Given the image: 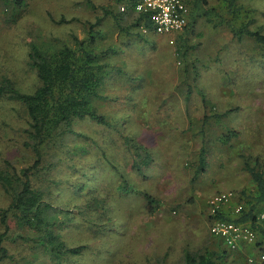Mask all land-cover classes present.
Here are the masks:
<instances>
[{"label": "rangeland", "instance_id": "1", "mask_svg": "<svg viewBox=\"0 0 264 264\" xmlns=\"http://www.w3.org/2000/svg\"><path fill=\"white\" fill-rule=\"evenodd\" d=\"M92 1L94 8L84 0H0V75L7 73L23 90L38 84L28 44L46 47L69 43L73 34L88 37L90 23L96 24L94 50L115 49L104 60L125 71L107 78L93 102L113 126L79 119L76 134L64 139L78 153L66 154L52 172L71 198L69 203L64 194L56 195L62 205L68 203L53 216L65 223L59 232L69 247H86L61 264H183L186 250L214 251L218 264H264L258 230L212 217L218 195H228L219 209L237 213L255 193L245 157L264 171V49L205 19L186 42L175 34L146 33L129 18L122 22L128 32L121 31L104 8H113L111 0ZM207 1L221 7V0ZM239 1L255 9L253 27H264V0ZM0 106V151L21 166L30 164L17 142L22 116L5 102ZM231 109L204 127L205 115ZM231 129L239 135L225 144L222 138ZM132 140L152 155L142 173L132 166L135 149L127 143ZM203 144L207 166L195 179ZM124 178L153 195L159 207L151 212L142 194L121 191ZM7 203L0 187V207ZM217 222L247 227L253 238L237 239L233 247L230 236L213 233ZM10 225L5 244L11 258L0 264H57L41 246L18 237L27 231L14 221Z\"/></svg>", "mask_w": 264, "mask_h": 264}, {"label": "trees", "instance_id": "2", "mask_svg": "<svg viewBox=\"0 0 264 264\" xmlns=\"http://www.w3.org/2000/svg\"><path fill=\"white\" fill-rule=\"evenodd\" d=\"M93 8L92 0H84ZM190 9L187 27L176 33L178 41L186 42L195 31L201 19L216 22V26H225L233 38L241 41L251 39L264 49V27H253L256 23L255 9L248 8L239 0H221V7L209 5L207 0H184ZM113 8H105L106 14L111 15L121 31L128 32V27L122 22L129 18L131 25L147 32L155 33L149 15L135 10L136 0H111ZM122 6L126 10L122 11ZM103 8V9H104ZM247 17V21L245 18ZM101 21L99 19L98 23ZM90 23L89 36L79 38L73 34L69 43L42 47L35 42L28 44V64L36 71L38 84L30 91L23 90L7 73L0 75V104H9L10 111L22 116L23 131L20 132L19 146L23 149L26 159L30 160L21 166L9 153L0 151V187L8 199L5 207H0V262L11 258L10 249L5 240L10 232V221H14L17 229L27 231L26 236L19 234V238L31 242L35 248L40 246L49 256L61 264L71 255L80 253L85 246L69 247L59 232L64 226L62 220L57 221L55 213H63L60 200L56 195L64 194L61 179L52 172L65 160V155L72 153L67 149L64 139L68 135L76 134L75 123L80 119L89 118L99 125L113 126L109 118L98 112L94 100L105 80L112 75H123L125 71L114 67L104 59L116 50L109 48L97 52L94 50L96 37ZM164 35V34H163ZM187 50L178 53L185 55ZM207 107L209 101L205 100ZM0 110L4 109L0 106ZM231 110L224 113H212L204 116L203 125L213 120H221ZM6 123V122H3ZM205 129H202L204 134ZM239 135L237 130H229L222 138L223 143L230 144ZM135 149L136 159L133 168L142 173L144 168L152 162L151 152L144 145L136 141H127ZM78 152L72 153L74 156ZM208 148L206 144L200 149L195 179L204 172L207 166ZM245 168L251 174L256 184V191L244 201L240 212L231 213L218 209L212 217L216 220L243 223L259 231V237L264 242V223L259 219V213L264 209V171L259 162H251V157H245ZM74 167V166H73ZM69 178V175L66 176ZM120 185L123 192L142 194L151 212L159 207L155 197L147 192L135 189L134 184L124 178ZM68 183V180L67 182ZM65 183V184H66ZM65 194H68L66 192ZM65 201H71L66 198ZM54 196V197H53ZM55 199V200H54ZM70 203V202H69ZM64 209V210H62ZM29 231L32 232L31 235ZM263 242H258L261 244ZM183 264H218L215 252L186 250Z\"/></svg>", "mask_w": 264, "mask_h": 264}, {"label": "built area", "instance_id": "3", "mask_svg": "<svg viewBox=\"0 0 264 264\" xmlns=\"http://www.w3.org/2000/svg\"><path fill=\"white\" fill-rule=\"evenodd\" d=\"M121 9L124 11L126 7L122 6ZM135 10L149 15L155 33L161 35L180 32L189 23L190 9L184 0H136ZM226 200H228L227 194L218 195L214 201L217 205L212 211L216 213L220 204ZM242 208L243 205H239L236 211L240 212ZM260 220L264 223V213L260 215ZM212 231L216 234L230 236L228 240L233 247L236 246L237 239H252L254 234L247 227L242 228L237 224L224 222H217Z\"/></svg>", "mask_w": 264, "mask_h": 264}]
</instances>
